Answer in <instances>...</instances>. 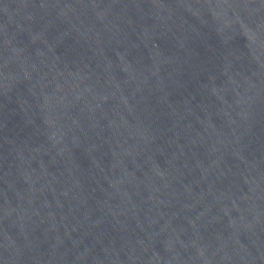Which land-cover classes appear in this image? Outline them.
<instances>
[{"label": "water", "instance_id": "95a60500", "mask_svg": "<svg viewBox=\"0 0 264 264\" xmlns=\"http://www.w3.org/2000/svg\"><path fill=\"white\" fill-rule=\"evenodd\" d=\"M0 264H264V0H0Z\"/></svg>", "mask_w": 264, "mask_h": 264}]
</instances>
